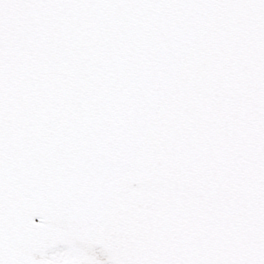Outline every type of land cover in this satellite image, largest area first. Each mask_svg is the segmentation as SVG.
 Masks as SVG:
<instances>
[{
    "label": "snow or ice",
    "instance_id": "1",
    "mask_svg": "<svg viewBox=\"0 0 264 264\" xmlns=\"http://www.w3.org/2000/svg\"><path fill=\"white\" fill-rule=\"evenodd\" d=\"M101 255L264 264V0H0V264Z\"/></svg>",
    "mask_w": 264,
    "mask_h": 264
},
{
    "label": "water",
    "instance_id": "2",
    "mask_svg": "<svg viewBox=\"0 0 264 264\" xmlns=\"http://www.w3.org/2000/svg\"><path fill=\"white\" fill-rule=\"evenodd\" d=\"M39 257V253L36 254V256L34 258H38ZM97 259H99L101 261V264H103V262L107 259L104 256H98Z\"/></svg>",
    "mask_w": 264,
    "mask_h": 264
}]
</instances>
